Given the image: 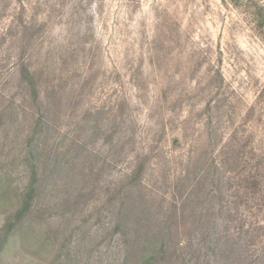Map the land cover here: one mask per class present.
I'll return each instance as SVG.
<instances>
[{
  "label": "rangeland",
  "instance_id": "1",
  "mask_svg": "<svg viewBox=\"0 0 264 264\" xmlns=\"http://www.w3.org/2000/svg\"><path fill=\"white\" fill-rule=\"evenodd\" d=\"M23 2L0 0V230L37 193L0 264H264V192L232 173L264 147V0Z\"/></svg>",
  "mask_w": 264,
  "mask_h": 264
},
{
  "label": "trees",
  "instance_id": "2",
  "mask_svg": "<svg viewBox=\"0 0 264 264\" xmlns=\"http://www.w3.org/2000/svg\"><path fill=\"white\" fill-rule=\"evenodd\" d=\"M238 1V0H236ZM13 3L15 5H24L25 3L23 0H13ZM239 3V2H236ZM82 5V2H79V6H76L75 9L80 10V6ZM22 10L24 11V6L22 7ZM53 9L48 10V30L50 29L49 22L52 21L51 13ZM75 15V14H74ZM30 19L24 21L22 17L16 18V21L20 22L18 26L22 28L21 34L28 35L29 37H26L29 43L31 42L32 38L34 36H37L36 34L42 33L47 25V21L45 20H37V17H29ZM254 19L255 23L264 32V6L260 4H255V11H254ZM15 16H12V25L11 28L15 25ZM89 21L91 19L89 18ZM78 25L83 28L84 26H87L88 28L86 30H91V25L89 22L84 21L83 18L79 17L77 21ZM84 25V26H83ZM10 30V29H9ZM8 30V31H9ZM12 32V30H10ZM10 32V33H11ZM15 43V41H14ZM21 51H23V47L20 48ZM20 63H22V67L27 69V72L29 74L30 70L26 63L21 60ZM260 103L264 106V91L260 94ZM174 142H178L177 139L174 140ZM228 150H231L233 152L234 148L228 147ZM253 158L256 161L254 165V169L251 170L249 168L248 170H243L244 172H232L233 170L230 169V171L233 173L234 179L238 180L239 187L241 189H249L253 191L254 193L260 194L264 192V147H261L259 152H256V150L252 152ZM229 156V155H228ZM37 193V177L35 173L32 177V182L29 183L27 188L25 189L24 194L21 197L20 204L18 206V209L16 212L7 220L5 226L0 230V255L11 252L13 249V246L18 244V234L20 231H23V228H21V221L25 216L31 211L32 203L35 198V194ZM23 226V223H22ZM151 245V244H150Z\"/></svg>",
  "mask_w": 264,
  "mask_h": 264
}]
</instances>
